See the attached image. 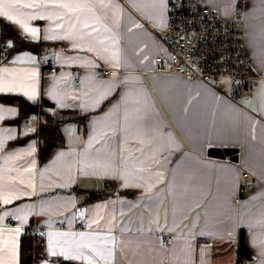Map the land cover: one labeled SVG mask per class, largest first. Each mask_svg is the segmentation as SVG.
Wrapping results in <instances>:
<instances>
[{"label": "crops", "instance_id": "obj_1", "mask_svg": "<svg viewBox=\"0 0 264 264\" xmlns=\"http://www.w3.org/2000/svg\"><path fill=\"white\" fill-rule=\"evenodd\" d=\"M206 2L225 17L233 16L240 5L245 9L246 48L252 72L261 77L249 100L227 95L225 86L154 71L155 58L167 55L165 42L154 30L162 28L157 0H111L119 7L95 11L101 25L95 24L92 13L81 15L77 28L84 22L99 27L98 32L84 38L85 49L107 46L111 51L113 44L118 49L120 67L113 75L103 74L101 68L112 66L96 53L73 49L68 40L44 39L51 33L64 34L46 19L30 23L41 29V37L35 41L44 40L51 46L41 52L20 50L8 58L0 49V69L16 70L13 75L19 79H26V73L20 70L38 71L36 101H48L55 108L85 115L82 122L62 125L65 145L40 162V137L34 135L37 130L27 120L23 124L13 122L19 116L18 105L0 100V107L16 110L15 116L5 114L0 121V172L6 180L15 177L17 190H25L26 184L20 181L27 182L33 176L36 184L35 195L22 196L6 206L0 204V209L10 211L19 207V214L26 216L23 223L13 218V223L7 224V217L0 221V229H22L18 237L19 264L23 235L34 221L41 226L46 240L48 232L93 231L107 235L111 228L117 243L126 237L139 245L132 247V255L123 262L117 257L115 264H171L175 254L186 250L185 241L193 244L195 264H201V257L205 264H234L242 252L240 245L248 264H264V257L259 255L264 239V0H234L231 5L229 0ZM55 11L48 9L42 14ZM166 16L168 21V12ZM15 28L31 39L18 26ZM18 56L25 59L13 63ZM29 56L35 57L34 63L27 59ZM48 59L55 63L43 66ZM7 75L0 72V76ZM53 88L57 90L56 99L50 95ZM5 94L28 99L21 91L0 93ZM26 135L23 143H14ZM33 146L35 151L28 155ZM214 146L238 148L239 160L211 156L209 149ZM17 152L23 154L9 159ZM60 153L65 155L61 157ZM84 154L114 161L115 177L82 171ZM69 164L71 181L66 174ZM125 166L132 173L128 186L119 178ZM139 168L146 171L137 172ZM242 171H248L256 182L237 204ZM61 183L67 186H59ZM107 183L114 184L113 191L86 202L91 190L109 191ZM136 184L151 185V191ZM94 218L99 224L88 229V222ZM168 234H174L173 242L156 243ZM3 239H9L7 231ZM205 248L207 251L202 252ZM33 257L32 264H51L53 260L64 264L62 258L47 254V243ZM3 258L9 259L7 254Z\"/></svg>", "mask_w": 264, "mask_h": 264}, {"label": "snow or ice", "instance_id": "obj_2", "mask_svg": "<svg viewBox=\"0 0 264 264\" xmlns=\"http://www.w3.org/2000/svg\"><path fill=\"white\" fill-rule=\"evenodd\" d=\"M169 0H157V5L159 8L158 23L160 27H167V5ZM234 0H229V5H231ZM118 5H113L111 0H0V19H3L9 24L18 26L23 30L28 37L32 40H37L41 37V29L38 27H33L30 21L33 20H49L51 21L57 30L64 32L63 35L51 33L49 29V35L44 36L46 40H68L71 41V47L78 50H86L88 52H94L101 59L108 60L113 68H119V51L113 48L110 51L109 47L103 46L102 49L89 46L84 48L83 41L84 38L91 37L92 33L98 32L99 27L93 26L84 22L81 28H77V24L81 23L80 17L85 13H92L93 19L96 25H101V17L95 14L97 8L105 10L108 8H118ZM38 10L35 12L26 10ZM48 9H56L51 15H43L42 12ZM75 21V22H73ZM67 25V28H65ZM139 27V25H137ZM87 29L88 31H84ZM110 31V29H105ZM16 37L11 39L4 37L0 39V49L2 48H12L13 41ZM103 45L104 42L100 41ZM101 52L108 53L107 56L101 55ZM24 57H16L13 61H22ZM28 60L35 62V57H27ZM96 66V65H93ZM98 67V66H97ZM16 70L3 68L0 72L8 74L7 76H0V93L4 92H16L21 91L28 97L31 101H36L39 95L36 83L37 77L39 75L36 69H23L20 70L26 73V79H19L14 77ZM115 79V77H114ZM225 84L229 83L224 81ZM53 99L57 98V90L53 88L50 93ZM75 99V97H73ZM61 106L63 102L61 101ZM5 114L9 116H15L16 110L14 108H4L0 107V121L5 119ZM11 136V130L8 132ZM3 146V141H0V147ZM34 146L27 153L31 155L34 152ZM23 153H14L9 159H14L22 155ZM65 153H60V156H64ZM34 163V161H33ZM82 171L91 170V174L95 175L97 173H107L115 177L117 169L114 161L110 159H105L103 157H89L84 154L83 159L80 161ZM71 164L68 165L66 174L69 181H71ZM47 171V169H46ZM137 172H144L146 169L139 168ZM150 171V170H149ZM132 177V173L125 169L120 172L119 178L123 181L124 186H128L129 179ZM63 179V178H61ZM21 184H26L25 190L15 189V177L10 179L5 178L2 172H0V204L9 205L12 204L14 200L20 199L22 196L35 195L36 184L35 177L33 176L27 182L24 180L20 181ZM52 184L49 183L48 187ZM59 186L66 187L67 185L61 183ZM136 187H145L146 191H151V185L147 184H136ZM44 190V185L41 184V191ZM2 215H0V221L5 217L11 216L14 219L20 220L22 223L26 222V216H22L19 213L21 209L17 207L14 210H9L7 208L0 209ZM44 211L42 206V212ZM80 217H84V213H79ZM94 224H99L98 219H93L88 222V229H92ZM262 227H264V222H262ZM21 228L17 227L15 229H0V264H19V241L18 237L21 233ZM151 230V229H150ZM7 231L9 234V239H3L4 232ZM107 235H101L99 232L86 231V232H48L47 235V254L53 258H62L64 261H78L86 262V264H115L116 258L119 257L123 262L126 257L132 255V247H138V244H133L132 241L128 240L126 237H121L119 243H117L116 236L112 235V229L109 228ZM123 231V230H122ZM42 237L44 233L40 234ZM231 238V234H229ZM127 241V243H126ZM157 244L162 245V240H157ZM187 246L186 250L182 249L179 254L174 255V259L171 264H195L193 259V244L191 241L184 242ZM260 252L259 255L264 257V239L260 242ZM202 252L207 251V248L202 249ZM175 253V249H173ZM3 254H7L9 259L4 260ZM45 259H47L45 257ZM51 264H59V261L53 260ZM201 264H205L203 257H201Z\"/></svg>", "mask_w": 264, "mask_h": 264}, {"label": "built area", "instance_id": "obj_3", "mask_svg": "<svg viewBox=\"0 0 264 264\" xmlns=\"http://www.w3.org/2000/svg\"><path fill=\"white\" fill-rule=\"evenodd\" d=\"M167 12V27L154 29L165 42L167 55L155 58L154 71L173 73L219 88L225 86L227 95L241 100L251 99L261 77L252 72L246 48L244 7L240 5L233 16L225 17L209 6L206 0H169ZM54 63V59H48L42 65L51 66ZM101 71L105 75L116 73L112 67H103ZM27 121L40 131V115L29 117ZM255 182L256 179L248 171L241 172L235 196L237 204L254 188ZM6 223L12 224L13 218L7 217ZM41 233L37 222L27 226L26 235L33 240V256L46 246L47 240ZM174 239V234H168L162 239L163 245L170 244ZM234 264H248V259H241L238 255Z\"/></svg>", "mask_w": 264, "mask_h": 264}, {"label": "trees", "instance_id": "obj_4", "mask_svg": "<svg viewBox=\"0 0 264 264\" xmlns=\"http://www.w3.org/2000/svg\"><path fill=\"white\" fill-rule=\"evenodd\" d=\"M0 26L1 39H3L4 37H7L9 39H11L12 37H16V39L13 41L12 48H3V52L5 53L6 58L20 50L41 52L48 46H51L50 43L44 40L35 41L25 38L17 31L14 25L7 23L3 19H0ZM0 100L16 103L18 105L20 111L19 116L13 120V122L15 123L23 124L29 117H34L36 115L41 116L40 131L34 132V135L40 137V162H44L45 160H47L55 148L65 145V136L61 130L63 124L73 121L82 122L85 119V115L79 113L76 110L69 108H55L53 107L52 103L48 101H41L40 103L38 101L28 100L25 97L16 94L0 95ZM28 136H21L14 143H23ZM107 188H109V191L106 192H97L95 190L89 191L90 196L86 199V202L92 199L105 197L109 194V192L114 190V184L107 183ZM26 232L27 228L21 242V263L32 264L34 258L32 253L33 240L32 237L26 235ZM239 249L242 250V252L239 251V257L241 259H248L247 254L244 253L242 245H240ZM62 262L64 264H79L64 260H62Z\"/></svg>", "mask_w": 264, "mask_h": 264}, {"label": "water", "instance_id": "obj_5", "mask_svg": "<svg viewBox=\"0 0 264 264\" xmlns=\"http://www.w3.org/2000/svg\"><path fill=\"white\" fill-rule=\"evenodd\" d=\"M209 154L215 157H230V159L238 161L239 160V150L236 147H221L214 146L210 147Z\"/></svg>", "mask_w": 264, "mask_h": 264}]
</instances>
